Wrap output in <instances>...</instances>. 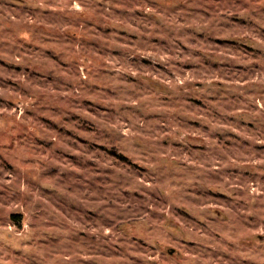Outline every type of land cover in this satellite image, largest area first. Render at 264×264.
I'll return each mask as SVG.
<instances>
[{
  "label": "rangeland",
  "instance_id": "374dc122",
  "mask_svg": "<svg viewBox=\"0 0 264 264\" xmlns=\"http://www.w3.org/2000/svg\"><path fill=\"white\" fill-rule=\"evenodd\" d=\"M0 264H264V0H0Z\"/></svg>",
  "mask_w": 264,
  "mask_h": 264
},
{
  "label": "trees",
  "instance_id": "16d2710c",
  "mask_svg": "<svg viewBox=\"0 0 264 264\" xmlns=\"http://www.w3.org/2000/svg\"><path fill=\"white\" fill-rule=\"evenodd\" d=\"M116 151H117V150H115V152H116ZM12 217H13V219H15L17 222L21 223V222L19 221V219H18L19 214H12Z\"/></svg>",
  "mask_w": 264,
  "mask_h": 264
}]
</instances>
